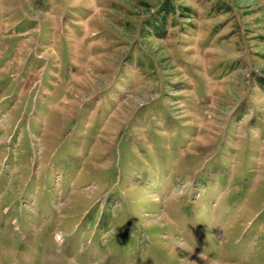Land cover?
Wrapping results in <instances>:
<instances>
[{
	"label": "rangeland",
	"instance_id": "374dc122",
	"mask_svg": "<svg viewBox=\"0 0 264 264\" xmlns=\"http://www.w3.org/2000/svg\"><path fill=\"white\" fill-rule=\"evenodd\" d=\"M182 258L264 264V0H0V264Z\"/></svg>",
	"mask_w": 264,
	"mask_h": 264
},
{
	"label": "clouds",
	"instance_id": "9594fccd",
	"mask_svg": "<svg viewBox=\"0 0 264 264\" xmlns=\"http://www.w3.org/2000/svg\"><path fill=\"white\" fill-rule=\"evenodd\" d=\"M179 248H181L182 250H186L188 251L190 254L193 253V248L190 246H187L185 243H181L177 245ZM182 264H196V262L194 260H189L187 258H182Z\"/></svg>",
	"mask_w": 264,
	"mask_h": 264
}]
</instances>
